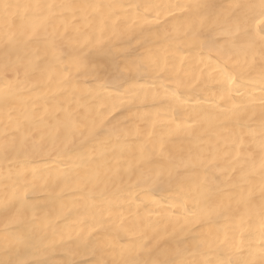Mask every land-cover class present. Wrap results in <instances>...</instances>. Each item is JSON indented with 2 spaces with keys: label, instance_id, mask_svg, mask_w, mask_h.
Listing matches in <instances>:
<instances>
[{
  "label": "bare ground",
  "instance_id": "bare-ground-1",
  "mask_svg": "<svg viewBox=\"0 0 264 264\" xmlns=\"http://www.w3.org/2000/svg\"><path fill=\"white\" fill-rule=\"evenodd\" d=\"M260 0H0V264H264Z\"/></svg>",
  "mask_w": 264,
  "mask_h": 264
},
{
  "label": "snow or ice",
  "instance_id": "snow-or-ice-1",
  "mask_svg": "<svg viewBox=\"0 0 264 264\" xmlns=\"http://www.w3.org/2000/svg\"><path fill=\"white\" fill-rule=\"evenodd\" d=\"M258 7L260 9L261 15L264 16V0H260V4Z\"/></svg>",
  "mask_w": 264,
  "mask_h": 264
}]
</instances>
